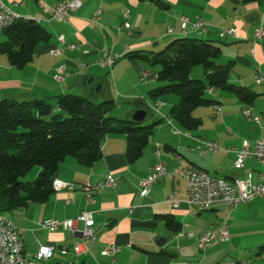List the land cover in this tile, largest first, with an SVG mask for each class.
<instances>
[{"label":"crops","instance_id":"obj_1","mask_svg":"<svg viewBox=\"0 0 264 264\" xmlns=\"http://www.w3.org/2000/svg\"><path fill=\"white\" fill-rule=\"evenodd\" d=\"M60 1L63 0H2L20 19L40 25L51 35V40L39 45L33 60L22 69L0 55V100L41 99L56 106L58 96L72 94L96 101L101 94L112 97L111 74L118 97L137 98L135 108L124 120H131L140 109L148 112L147 125L163 120L155 127L141 159L135 163L127 157L125 134L108 135L101 158L92 166L67 157L57 179L80 185L113 176L117 187L99 192L89 205L85 201L86 192L72 189L55 192L45 203H31L8 214L6 218L19 230L27 250L35 254L40 246L53 248L52 254L39 264H219L225 261L264 264V198L242 204L233 211L219 207L200 212L186 202L183 177L163 178L147 196L139 193L140 180L157 164L168 170L195 165L205 173L231 182L261 181L264 167L254 157L248 158L241 170L234 164L235 151L241 150L244 142L264 140V124L259 127L244 116L248 107L256 115L264 109V83L258 84L254 78L259 70L264 71V44L254 43L253 38L255 29L264 25V0H161L164 6L157 5L155 0H82L79 10L64 22H56L51 20L50 10ZM97 10L102 12L99 24L91 22ZM182 16L190 20L202 17L207 23V32L184 36ZM125 22L131 24V31H121ZM228 28H235L237 34L221 38V30ZM59 36L79 48L65 49L58 56L51 54L58 47ZM183 38L217 42L221 47L217 64L232 63L230 83L255 92L253 104L241 102L232 91L213 90L208 98L214 105L194 112L202 120V125L194 131H186L172 120L171 109L179 101L175 95L158 100L160 113L146 109L145 92L150 93L161 84L150 82L140 86L139 68L126 55L133 51L159 52ZM6 41L7 35L1 32L0 44ZM107 51L118 56L112 69L91 66L85 72L79 70L81 64L91 65ZM60 67H65L67 77L57 83L53 77ZM128 90L135 93L130 94ZM151 103L152 100L148 104ZM216 105L221 106L220 112L215 111ZM174 127L179 134L174 133ZM199 138L216 142L219 150L201 157ZM40 171L38 168L36 174ZM170 199L177 201L178 207ZM85 210L93 212L95 218L96 236L85 242L90 253L79 256L71 251L62 253V246L70 247L73 241L81 240L83 224H78L76 233L50 232L41 229V224L47 220L73 219ZM167 218L178 222L180 230L168 226ZM223 221L227 223L230 240L201 248L202 234ZM111 245L121 248L120 252L104 255L103 250Z\"/></svg>","mask_w":264,"mask_h":264},{"label":"trees","instance_id":"obj_2","mask_svg":"<svg viewBox=\"0 0 264 264\" xmlns=\"http://www.w3.org/2000/svg\"><path fill=\"white\" fill-rule=\"evenodd\" d=\"M154 1V0H152ZM245 2L253 0H244ZM164 6L161 0L154 1ZM7 41L0 44V55H5L17 68H24L33 60L39 45L47 44L51 35L32 20L21 19L5 31ZM126 57L138 66L140 75L151 66H160L155 77L164 84L150 92L153 104L167 95L178 97L170 116L179 127L194 131L202 120L194 116L200 107L214 105L208 98L209 90L232 91L241 102L252 105L255 92L230 83L232 63L217 64L221 47L217 42L183 38L159 52H129ZM201 67L202 78L192 76ZM148 78L152 72H147ZM140 76V77H141ZM148 109L147 105L144 106ZM117 108L115 101L100 104L89 98L65 94L57 97L53 106L44 100H0V213L5 217L31 203H45L55 193L53 182L61 164L74 157L92 166L102 156V145L108 135L128 136L127 157L131 163L141 159L155 127L119 120L110 116ZM34 167L41 171L33 182H23ZM175 231L180 224L167 218Z\"/></svg>","mask_w":264,"mask_h":264},{"label":"built area","instance_id":"obj_3","mask_svg":"<svg viewBox=\"0 0 264 264\" xmlns=\"http://www.w3.org/2000/svg\"><path fill=\"white\" fill-rule=\"evenodd\" d=\"M82 7V0H63L58 4L52 6L50 10L51 20L56 22H64L71 13L79 10ZM101 10H97L91 22L99 24L101 17ZM18 15L12 9L7 7L2 0H0V33L2 25L9 23L14 19V16ZM181 33L184 36H188L191 33L203 34L207 32V23L202 17H197L195 20L183 16L181 17ZM132 27L129 22H125L121 27L122 30H130ZM172 32V30H168ZM237 30L235 28L222 29L220 32L221 38L226 36H235ZM254 43L264 44V25L260 24L253 34ZM58 47L51 50V54L58 56L61 55L63 50L69 51L77 50L79 47L73 44H68L64 36H59ZM118 56L113 52L107 51L103 58L95 61L93 64H81L79 70L87 71L91 66H99L103 68L112 69L116 64ZM149 74L143 73L140 77V83L145 82ZM67 77L65 67L58 68L54 75V80L57 83L63 82ZM258 84L264 83V71H258L254 76ZM213 90H209L211 93ZM149 110L155 113H160L161 104L155 103L147 105ZM215 111L220 112L221 106L216 105ZM244 116L249 123H253L262 127L264 124V109L256 115L251 107H248L244 111ZM166 119V118H165ZM230 131V129H228ZM174 133L179 134V130L174 127ZM198 150L201 157L209 156L219 150V146L214 141H205L198 139ZM232 150H227L231 152ZM159 153V152H158ZM236 160L235 168L241 170L248 158L254 157L264 167V140H256L253 143L244 142L241 150L235 151ZM176 177H183L186 182L187 192V204L190 207L197 209L200 212H207L219 207H227L231 211L235 210L242 204H247L257 198H264V174L260 175L261 181L259 183H253L251 180H240V186H233L229 179L218 178L207 173H200V168L195 165H188L182 169L168 170L164 166L155 165L148 176L142 178L139 182V193L142 197L147 196L151 189L163 178L173 180ZM53 190L61 192L63 190L78 189L86 192L85 201L89 205L93 203V197L101 191L106 189H115L117 187V179L113 176H108L105 180L98 183L87 182L85 184L76 185L66 181H54ZM169 202L174 207H178V202L170 199ZM78 224H83V230L81 232V240H75L69 247L64 245L61 247V252L64 254L70 251L79 256L84 253H90V247L86 245V240H94L96 236L95 231V218L94 213L91 211H83L73 219L58 221L47 220L41 224V229L50 232L66 231L77 232ZM12 231L4 224L0 222V264H39V261L47 259L53 252V248L40 246L37 253H30L22 240L20 235V241L12 240ZM230 240V233L227 223L221 222L219 225L211 227L206 231L199 239V246L205 247L209 243L220 244L226 243ZM264 249V246H263ZM121 248L116 245H111L103 250L104 255L113 256L120 252ZM10 253L21 254V263L10 262ZM219 264H248L245 261H225Z\"/></svg>","mask_w":264,"mask_h":264},{"label":"rangeland","instance_id":"obj_4","mask_svg":"<svg viewBox=\"0 0 264 264\" xmlns=\"http://www.w3.org/2000/svg\"><path fill=\"white\" fill-rule=\"evenodd\" d=\"M159 70H160V66L149 67V71L152 72V76L149 79H146L144 83L139 82L140 86L150 84V82H156V83L159 82L161 85H163L164 83L158 81L157 78L155 77L156 73H158ZM192 76L196 77V78H202L201 67H195L193 69ZM109 77H110L109 82L111 83V89L113 91L112 97L110 95H102L101 94V95H99V97L96 101H92V102L95 104H100V103H102L104 101H108V100L115 101L117 104V108H115L111 112L110 116L112 118L124 120L127 117H129L128 115H129L130 111L135 108V106H136L135 102H137V98H135V97H122V96L118 97L116 85H115L114 80H113V76L110 74ZM128 92L130 94L135 93V91H132V90H128ZM145 94H146L145 96L147 97V100H144L143 102L147 105H150L148 103L151 102V100H152L151 95L147 91L145 92ZM151 104H153V103H151ZM148 123H149V119H146L143 124L147 125ZM210 125H212V124H210ZM38 168H40V167H34L25 177L21 178V180L23 182H33L38 177V174H36V170ZM203 214H206V213H203Z\"/></svg>","mask_w":264,"mask_h":264},{"label":"bare ground","instance_id":"obj_5","mask_svg":"<svg viewBox=\"0 0 264 264\" xmlns=\"http://www.w3.org/2000/svg\"><path fill=\"white\" fill-rule=\"evenodd\" d=\"M183 17V16H182ZM21 20L18 15L14 16V19L10 21L9 23H5L2 25L1 32L5 31L8 27H10L15 22ZM200 173H205L202 170H200ZM55 181H62L59 179H56ZM231 182V181H229ZM233 186H240V181L231 182ZM55 192H58V190H54ZM0 222L4 224V227H7L10 230H18L17 227L8 220L4 215L0 213ZM12 240L13 241H20V233L19 231H12ZM10 262L12 263H21V254L18 253H10Z\"/></svg>","mask_w":264,"mask_h":264},{"label":"water","instance_id":"obj_6","mask_svg":"<svg viewBox=\"0 0 264 264\" xmlns=\"http://www.w3.org/2000/svg\"><path fill=\"white\" fill-rule=\"evenodd\" d=\"M148 112L145 109H140L132 117V121L136 123H142L147 119Z\"/></svg>","mask_w":264,"mask_h":264}]
</instances>
